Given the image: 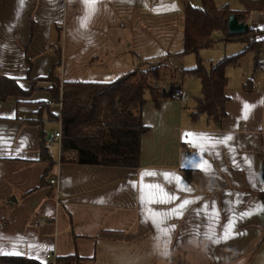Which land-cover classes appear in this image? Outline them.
<instances>
[{
  "label": "crops",
  "instance_id": "0c3cea01",
  "mask_svg": "<svg viewBox=\"0 0 264 264\" xmlns=\"http://www.w3.org/2000/svg\"><path fill=\"white\" fill-rule=\"evenodd\" d=\"M184 1L0 0V75L25 87L60 59L62 81H114L144 59L183 50ZM214 2L243 9L241 0ZM248 23L263 29L264 10L251 11ZM232 73L220 124L193 119L201 93L185 105L172 91L146 93L137 167L62 160L53 134L61 122H28L39 103L53 101L47 86L0 100V264H63L75 254L92 264H264V78L245 91L249 76L231 83ZM41 129L57 161L50 169L40 160Z\"/></svg>",
  "mask_w": 264,
  "mask_h": 264
},
{
  "label": "trees",
  "instance_id": "16d2710c",
  "mask_svg": "<svg viewBox=\"0 0 264 264\" xmlns=\"http://www.w3.org/2000/svg\"><path fill=\"white\" fill-rule=\"evenodd\" d=\"M200 2V6H194L188 0L184 1L185 32L181 52L144 59L135 70L111 82L62 81L57 76L59 85L54 90L50 89V92L52 102L61 103L60 114L52 115L61 121L62 160L79 164L137 167L141 155V137L148 130L142 120L146 93L165 94L168 84H171L175 87L171 92L172 96L176 90H180L177 87L187 75H193L201 82V95L192 112L193 119L207 115L215 123L222 122L229 100L227 68L238 66L248 54L253 55L255 66L259 67L264 51V38H258L257 35H261L264 28L251 27L248 15L253 10H264V0H241V11H234L228 5L217 6L214 0ZM231 14L249 25L246 33L229 32ZM233 41L243 43L244 47L240 52L211 62L210 66L199 57L200 50L204 48ZM58 52L60 55L59 49ZM187 54L197 55L194 67L178 65L179 60ZM59 64L60 59L49 74L57 75ZM252 80V77L245 80V91L251 90ZM25 92L18 79L0 75L1 101L9 97L26 96ZM44 103L49 108L51 103ZM28 122L42 126L44 120L35 122L28 119ZM40 149V160L47 163L50 169L57 161L50 151L46 131L43 129ZM5 260L15 264H43L23 257H7ZM60 261L63 264H92L93 259L75 254Z\"/></svg>",
  "mask_w": 264,
  "mask_h": 264
},
{
  "label": "rangeland",
  "instance_id": "374dc122",
  "mask_svg": "<svg viewBox=\"0 0 264 264\" xmlns=\"http://www.w3.org/2000/svg\"><path fill=\"white\" fill-rule=\"evenodd\" d=\"M257 37L258 38H261V37L264 38V32L261 35H257ZM243 47H244L243 43H241L239 41L220 43L218 46H215L213 48H204V49L200 50L199 57L205 62V64L207 66H209L211 62H216V61L220 60L221 58H223L224 56L232 55V54L240 52L243 49ZM261 58L264 59V51L262 53ZM253 61H254V59H253L252 54H248L242 60V65H240V66H229L228 68H230L231 71H233V73L230 75L231 83L240 84L242 79H244V76L252 77L253 82H254V79H258V80L262 81L264 78V70H262L260 67L255 69ZM181 62H182V65H181ZM196 63H197V55L196 54H187L179 60L178 65L181 67L182 66L193 67L196 65ZM251 63L253 64L252 67H251ZM57 76L59 77L58 74L56 75V74L52 73V74H49L48 76H46L44 78L28 77L25 80L26 82H24L25 87H22L26 91L25 92L26 96H15V97H18L19 99L30 97L31 93L34 90L38 89V87H41V86H47L51 90H54L59 85L58 81H56ZM168 85H169V87L167 88L166 93H170L173 89H175V87H173L171 84H168ZM178 88L180 90H182L184 93H186V95H187L186 101L181 103L183 105L187 104V102H188V94H189L190 100H191L195 96H199L201 93V83H200L199 79L193 75H187L183 79L182 84ZM147 94H149V93L147 92ZM177 102H179V101H177ZM53 103H55V102H53ZM51 104H52V102H51ZM39 105H40L39 110L34 115H31L32 118H30V119L35 120V122H43V120H45V119L56 121V118L52 115V113H50L47 110V106L44 102L39 103ZM59 105L61 107L60 102H59ZM51 127H52V129H50ZM57 127H58L57 123L49 124L47 127L48 134L52 133V131H55L57 129ZM53 134H54V132H53ZM60 141H61V139H60ZM52 179H55L56 182L52 183L51 182ZM49 182L52 185L57 184L58 178L52 177V178H50ZM58 204H60V203H58Z\"/></svg>",
  "mask_w": 264,
  "mask_h": 264
},
{
  "label": "built area",
  "instance_id": "2783aa9c",
  "mask_svg": "<svg viewBox=\"0 0 264 264\" xmlns=\"http://www.w3.org/2000/svg\"><path fill=\"white\" fill-rule=\"evenodd\" d=\"M259 67H260L262 70H264V59H263V58H260V61H259ZM171 97H172V99H174V100H176V101H179L180 103L185 102L186 99H187V95H186V93H184V92L181 91V90H176V91L172 94ZM54 137H55V139H58V140L61 139V137H62V133H61V130H60V129L54 132ZM51 182H52V183H55L56 181H55V179H52ZM46 257L50 259L51 257H53V255H52L51 253H48V254L46 255ZM52 264H60V263L54 261Z\"/></svg>",
  "mask_w": 264,
  "mask_h": 264
},
{
  "label": "water",
  "instance_id": "95a60500",
  "mask_svg": "<svg viewBox=\"0 0 264 264\" xmlns=\"http://www.w3.org/2000/svg\"><path fill=\"white\" fill-rule=\"evenodd\" d=\"M228 26L231 34H243L249 29V25L239 21L235 14L230 15Z\"/></svg>",
  "mask_w": 264,
  "mask_h": 264
},
{
  "label": "snow or ice",
  "instance_id": "6c2138e0",
  "mask_svg": "<svg viewBox=\"0 0 264 264\" xmlns=\"http://www.w3.org/2000/svg\"><path fill=\"white\" fill-rule=\"evenodd\" d=\"M92 3L94 4L95 3V0H92ZM95 9L93 8V11H94ZM90 18V17H89ZM82 27L83 26H85V24H84V22L82 21V25H81ZM245 108H246V110L247 111H251V108H252V106L251 105H245ZM245 118H247V117H245ZM227 139H231V137H228ZM202 170H205V171H210L211 170V166L209 165L207 168H203L202 167ZM166 175H170V174H166ZM189 203V201H184V205H187ZM184 205H182L181 207H183ZM250 213H245L244 215H249ZM163 235L164 236H168L169 235V233H168V231H164L163 232ZM212 237L211 236H209V239H211ZM157 240L159 241L160 240V236H157ZM214 242H218V241H214ZM164 255H167V251L165 250L164 251V253H163Z\"/></svg>",
  "mask_w": 264,
  "mask_h": 264
}]
</instances>
